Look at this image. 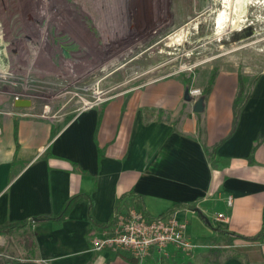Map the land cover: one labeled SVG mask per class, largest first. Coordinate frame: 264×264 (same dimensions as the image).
<instances>
[{"label":"crops","instance_id":"0c3cea01","mask_svg":"<svg viewBox=\"0 0 264 264\" xmlns=\"http://www.w3.org/2000/svg\"><path fill=\"white\" fill-rule=\"evenodd\" d=\"M55 1L0 0V27L27 44L31 65L42 55L49 65L57 49H70L56 24L51 26ZM57 1L70 9V0ZM14 6L23 12L16 26L9 13ZM14 51L5 44L0 59H10L11 52L16 57ZM34 68L51 75L49 67ZM216 73L206 95L212 74L195 77L205 97L200 113L185 100L187 81L179 77L136 86L76 114L44 109L24 115L0 95V226L24 223L0 232V258L42 264H264V237L246 239L264 223V72L249 82L243 76L247 98L236 120L241 74ZM74 197L73 209L59 219ZM131 209L152 219L175 214L197 247L186 252L168 244L142 260L125 251L93 250V239L112 232L116 215ZM219 213L228 220L218 219Z\"/></svg>","mask_w":264,"mask_h":264},{"label":"rangeland","instance_id":"374dc122","mask_svg":"<svg viewBox=\"0 0 264 264\" xmlns=\"http://www.w3.org/2000/svg\"><path fill=\"white\" fill-rule=\"evenodd\" d=\"M70 2V9H63L56 0L57 11L51 14V26L56 24L70 49L65 53L57 49L49 65L45 55L31 65L27 44L0 27V50L6 44L17 53L0 59V95L8 98V108L18 102L13 96L20 93L31 102L20 106L25 113H42L48 107L51 114H76L81 98L90 102L110 98L168 78L191 79L187 87L193 89L199 88L195 77L206 71L238 70L247 82L264 72V0ZM21 11L15 6L10 10L11 25ZM249 24L253 35L237 40L235 33ZM179 34L184 37L174 41ZM3 65L9 66L7 73L1 71ZM33 66L49 67L51 75H39ZM48 82L51 86H42Z\"/></svg>","mask_w":264,"mask_h":264},{"label":"built area","instance_id":"2783aa9c","mask_svg":"<svg viewBox=\"0 0 264 264\" xmlns=\"http://www.w3.org/2000/svg\"><path fill=\"white\" fill-rule=\"evenodd\" d=\"M15 85H21V83ZM34 86H41V84L35 82ZM42 86H51V82ZM201 94V88L190 89V95L194 99H197ZM13 98L15 101H21L29 98V96L19 93L15 94ZM102 99L107 98L98 97L92 102L81 98L80 101L77 102V104H82L78 112L93 107L98 101H102ZM46 109H48V107H46L45 110ZM28 114L29 113H24V115ZM228 202L230 205L232 204L231 198H229ZM217 218L224 221L228 220L223 213H219ZM186 231L187 223L178 219L175 214L149 220L143 211L131 209L127 213H118L116 215V221L112 232H108L102 237L93 239V250H111L113 252L125 251L138 260L146 258L151 249H161L168 244H173L183 251L190 252L197 247V244L193 243L186 236Z\"/></svg>","mask_w":264,"mask_h":264},{"label":"trees","instance_id":"16d2710c","mask_svg":"<svg viewBox=\"0 0 264 264\" xmlns=\"http://www.w3.org/2000/svg\"><path fill=\"white\" fill-rule=\"evenodd\" d=\"M216 74H217L216 72L212 74L211 81L209 82V86L207 87V89L205 91V95L210 92L211 86L214 83ZM186 81H187L186 84L190 85L191 79H189V80L187 79ZM246 98H247V95H245L244 77L240 75V88H239V92H238L237 98H236L235 103H234L235 120L238 119L239 112H240L241 108L243 107V105H244V103L246 101ZM131 195H132V192L126 193L120 198V200L118 202V205H117V210H119L121 201L126 199L128 196H131ZM76 201H77V197H74V198L71 199L70 202H68L66 204V206L64 207L61 215L59 216V219H64V218H66L68 216L69 212L73 209ZM139 204L140 203H138V205ZM90 210H91V207L89 209V217H92V215L90 213L91 212ZM148 219L150 220L152 218H148ZM112 222H114V217L111 219L110 223H112ZM23 225H24V223H16V224H9L8 223L6 225L0 226V232H10V231H13L15 229L20 228ZM232 236L233 237H239L240 235L232 233ZM263 237H264V223H263V227H262L261 231L256 236L250 237V238H246V239H249L251 241H262ZM0 264H42V263L29 262V261L28 262H21L19 260H11V259H7V258H0Z\"/></svg>","mask_w":264,"mask_h":264},{"label":"water","instance_id":"95a60500","mask_svg":"<svg viewBox=\"0 0 264 264\" xmlns=\"http://www.w3.org/2000/svg\"><path fill=\"white\" fill-rule=\"evenodd\" d=\"M254 33V28L251 24H249L248 26L244 27L243 29H239L236 33H235V38L239 41L245 40L247 38H249L250 36H252ZM185 100L188 102H193V110L197 113L203 112L205 109V97L204 96H200L197 99H194L191 95H190V89L189 87L186 88L185 90ZM16 106L20 107H27L31 105V102L29 100H21L15 103ZM38 219V218H37Z\"/></svg>","mask_w":264,"mask_h":264},{"label":"bare ground","instance_id":"6f19581e","mask_svg":"<svg viewBox=\"0 0 264 264\" xmlns=\"http://www.w3.org/2000/svg\"><path fill=\"white\" fill-rule=\"evenodd\" d=\"M246 9V8H245ZM245 11V10H244ZM218 17H219V15L217 14V16H216V19H215V24H217L218 23V21H219V19H218ZM184 36H182V34L180 35H178V38L176 39V40H174V41H180L182 38H183Z\"/></svg>","mask_w":264,"mask_h":264}]
</instances>
